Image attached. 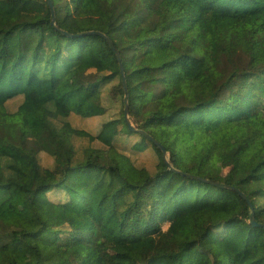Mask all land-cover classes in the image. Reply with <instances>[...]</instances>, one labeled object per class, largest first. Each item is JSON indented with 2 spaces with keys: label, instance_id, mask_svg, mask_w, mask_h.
<instances>
[{
  "label": "trees",
  "instance_id": "1",
  "mask_svg": "<svg viewBox=\"0 0 264 264\" xmlns=\"http://www.w3.org/2000/svg\"><path fill=\"white\" fill-rule=\"evenodd\" d=\"M52 2L77 37L47 0H0V264H261L264 229L227 186L264 223V27L249 22L264 0ZM221 19L248 41L209 36ZM90 32L121 55L131 121L207 182L129 128L118 60ZM157 85L186 105L150 107Z\"/></svg>",
  "mask_w": 264,
  "mask_h": 264
},
{
  "label": "rangeland",
  "instance_id": "2",
  "mask_svg": "<svg viewBox=\"0 0 264 264\" xmlns=\"http://www.w3.org/2000/svg\"><path fill=\"white\" fill-rule=\"evenodd\" d=\"M250 23H258L264 27V14L252 16L249 19ZM206 33L211 36L215 33L225 34L226 36H230L232 46L240 47L244 42L248 41L247 32L245 26L241 25L236 20L231 19H221L217 23L211 24L207 27ZM230 60L227 55H222L217 63L215 64V72L211 74L208 78H205L200 82V85L203 89L206 97L215 93L217 88L222 85L223 78L221 77L227 70L230 69ZM216 79H215V78ZM221 77V79H220ZM171 84L172 81L170 80ZM166 84V83H165ZM164 84V85H165ZM158 87H151L148 89V103L150 107H156L161 109H169V108H179L181 109L186 105V94L184 92L178 91L176 94H164L165 86L157 85ZM165 95L164 97H162ZM135 126H139L135 122ZM176 186V185H175ZM166 187L165 185L162 188ZM156 195H158L156 193ZM256 200V198H255ZM251 211V209H250ZM253 215L252 211L250 216ZM255 215V214H254ZM256 255L258 257L264 258V247L256 249ZM261 264H264V260Z\"/></svg>",
  "mask_w": 264,
  "mask_h": 264
},
{
  "label": "water",
  "instance_id": "3",
  "mask_svg": "<svg viewBox=\"0 0 264 264\" xmlns=\"http://www.w3.org/2000/svg\"><path fill=\"white\" fill-rule=\"evenodd\" d=\"M48 1V4L50 6V10H51V15H52V25L55 27V29L61 33L62 35L64 36H67V37H70V38H73V37H77L78 35H73V34H70L64 30H62L61 28H59L56 24V18H55V10H54V5H53V2L52 0H47ZM90 35H97V36H100L102 38H104L108 44L110 45L112 51L114 52L117 60H118V63H119V66H120V70H121V74H122V77H123V86H124V91H125V103H126V108H125V119H126V122L129 126V128L132 130V131H135V132H138V133H141L143 134L145 137H147L149 140H151L160 150L161 152L163 153L164 155V160H165V163L167 164V166L169 167V170L173 171L174 173H177L179 175H182V176H186V177H189V178H192V179H196V180H201V181H204V182H207V180L205 179H202L201 177H195V176H191V175H187L185 174L184 172L176 169L169 161L168 159V154H167V151L165 149V147L160 143L158 142L153 136L149 135L147 132L143 131V130H139L135 124L133 123V121H131L130 119V111H129V95H128V86H127V80H126V75H125V69H124V66H123V63H122V58H121V55L119 54L117 48L115 47V44L113 43V41L106 35V34H103L101 32H90L88 33ZM212 184L214 185H219L218 182H212ZM228 189H231L233 192L239 194L249 205L253 215L250 216V219H249V224L255 228H263L264 229V223H259L256 221L255 219V215H254V207H253V204H252V201L239 189L235 188V187H232V186H227Z\"/></svg>",
  "mask_w": 264,
  "mask_h": 264
}]
</instances>
